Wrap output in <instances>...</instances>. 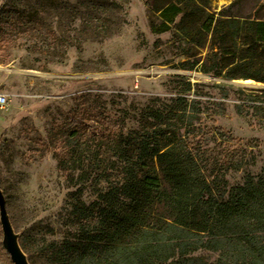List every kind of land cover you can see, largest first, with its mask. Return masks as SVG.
<instances>
[{
    "label": "rangeland",
    "instance_id": "obj_1",
    "mask_svg": "<svg viewBox=\"0 0 264 264\" xmlns=\"http://www.w3.org/2000/svg\"><path fill=\"white\" fill-rule=\"evenodd\" d=\"M149 1L0 0V86L8 100L0 108V189L30 264H52L51 244L74 234V188L58 168L71 129L92 137L124 122L136 130L149 110L169 112L185 98L181 133L220 184L264 183V83L215 75L222 56L212 55L209 40H180L174 25L152 34ZM198 1L215 17L264 19V0ZM243 53L239 45L236 55ZM249 97L256 108L238 115L235 105ZM228 152L239 155V169L224 174L218 158ZM105 188L85 186L82 201ZM1 240L0 228V264H13ZM195 256L214 262L218 254Z\"/></svg>",
    "mask_w": 264,
    "mask_h": 264
},
{
    "label": "trees",
    "instance_id": "obj_2",
    "mask_svg": "<svg viewBox=\"0 0 264 264\" xmlns=\"http://www.w3.org/2000/svg\"><path fill=\"white\" fill-rule=\"evenodd\" d=\"M148 5L152 34L174 25L180 40L199 46L209 40L212 55L222 56L215 75L226 71L225 80L264 83V19L215 17L198 0ZM239 45L244 53L237 56ZM201 71L211 73L205 65ZM255 101L249 97L235 111L241 116ZM176 102L169 112L149 110L136 130L127 131L124 122L92 137L70 130L58 168L74 188L68 194L74 234L51 244L52 264H264V183L246 177L229 190L221 185L208 159L181 133L187 100ZM238 158L228 152L218 158L219 169L236 171ZM101 184L106 188L97 189L92 202L82 201L85 186ZM203 251L218 257L195 256Z\"/></svg>",
    "mask_w": 264,
    "mask_h": 264
},
{
    "label": "water",
    "instance_id": "obj_3",
    "mask_svg": "<svg viewBox=\"0 0 264 264\" xmlns=\"http://www.w3.org/2000/svg\"><path fill=\"white\" fill-rule=\"evenodd\" d=\"M0 228L2 233L1 246L9 254L13 264H30L27 256L19 244L20 233L14 232L10 218L6 211L3 190L0 189Z\"/></svg>",
    "mask_w": 264,
    "mask_h": 264
},
{
    "label": "built area",
    "instance_id": "obj_4",
    "mask_svg": "<svg viewBox=\"0 0 264 264\" xmlns=\"http://www.w3.org/2000/svg\"><path fill=\"white\" fill-rule=\"evenodd\" d=\"M7 101V94L0 86V108H5L8 105Z\"/></svg>",
    "mask_w": 264,
    "mask_h": 264
}]
</instances>
